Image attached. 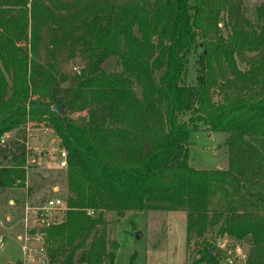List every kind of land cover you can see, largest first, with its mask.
Here are the masks:
<instances>
[{"label":"trees","instance_id":"obj_1","mask_svg":"<svg viewBox=\"0 0 264 264\" xmlns=\"http://www.w3.org/2000/svg\"><path fill=\"white\" fill-rule=\"evenodd\" d=\"M241 4L0 0V190L28 183L29 124L68 152L67 211L43 229L51 264H113L108 217L149 211L186 213L191 264H221L226 239L264 264V4L244 23ZM64 47L85 60L74 86ZM201 125L228 134L227 170L190 165Z\"/></svg>","mask_w":264,"mask_h":264},{"label":"rangeland","instance_id":"obj_2","mask_svg":"<svg viewBox=\"0 0 264 264\" xmlns=\"http://www.w3.org/2000/svg\"><path fill=\"white\" fill-rule=\"evenodd\" d=\"M264 0H242L240 5L243 23L245 19L253 21L256 6L263 5ZM240 15V14H239ZM40 47L39 61L49 59V37ZM59 64L74 86L76 76L84 66L85 60L79 50L64 47ZM106 72L120 71L118 58L111 57L103 65ZM244 69L245 65L240 64ZM194 60L190 66L189 82L195 83ZM140 92L139 89H137ZM218 99V98H217ZM28 147L35 163L31 162L27 172L25 188L14 187L0 190V235H4L3 246L0 247V264H16L22 261L23 252L18 236L21 233L20 220L26 202L39 205L42 201L53 198H66V168L60 167V154L64 150L55 133L45 125H28ZM13 134L6 135L4 141ZM228 134L211 132L205 125L192 134L189 162L199 170H227L230 153L226 144ZM32 161V160H31ZM33 188L28 194V188ZM13 201V203L11 202ZM187 215L184 212H131L117 221L109 216L110 238L118 243L113 264H191L196 254L193 246L187 247ZM115 220V221H114ZM234 240L226 239L222 248L232 249ZM239 246L247 255L249 246L239 242ZM191 254V255H190ZM106 264H110L107 261ZM221 264H226L223 260Z\"/></svg>","mask_w":264,"mask_h":264},{"label":"built area","instance_id":"obj_3","mask_svg":"<svg viewBox=\"0 0 264 264\" xmlns=\"http://www.w3.org/2000/svg\"><path fill=\"white\" fill-rule=\"evenodd\" d=\"M31 162L35 163V160L32 159ZM60 167H68L67 151H62L60 154ZM65 211H67V203L62 197L46 199L39 205L26 202L20 220L21 233L18 236L23 252L22 264H51L52 258L46 242V232L43 229L61 223ZM3 224L4 222L0 220V226ZM3 241L4 235H0V247L3 246ZM246 258L247 255L238 245L234 250L228 251L225 262L226 264H243Z\"/></svg>","mask_w":264,"mask_h":264},{"label":"crops","instance_id":"obj_4","mask_svg":"<svg viewBox=\"0 0 264 264\" xmlns=\"http://www.w3.org/2000/svg\"><path fill=\"white\" fill-rule=\"evenodd\" d=\"M12 203H13V201H11ZM186 221H187V219H186Z\"/></svg>","mask_w":264,"mask_h":264}]
</instances>
